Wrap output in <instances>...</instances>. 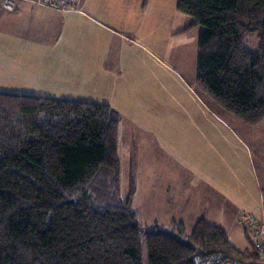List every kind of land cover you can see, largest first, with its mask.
Segmentation results:
<instances>
[{
    "label": "trees",
    "instance_id": "16d2710c",
    "mask_svg": "<svg viewBox=\"0 0 264 264\" xmlns=\"http://www.w3.org/2000/svg\"><path fill=\"white\" fill-rule=\"evenodd\" d=\"M201 26L196 88L249 126L264 121V0H178ZM256 36L258 49L246 47ZM122 117L108 104L0 92V264H143L136 183L121 194ZM148 264L223 255L264 264L200 218L147 228Z\"/></svg>",
    "mask_w": 264,
    "mask_h": 264
},
{
    "label": "rangeland",
    "instance_id": "374dc122",
    "mask_svg": "<svg viewBox=\"0 0 264 264\" xmlns=\"http://www.w3.org/2000/svg\"><path fill=\"white\" fill-rule=\"evenodd\" d=\"M81 1L84 6L79 7L87 14L103 25L126 32L130 41L126 45L127 55L129 50L137 53L133 61L127 56L116 86H106L103 79V87H88V92L76 99L111 105L122 117L121 194L124 198L128 196L134 172L140 192L134 210L140 213L143 264H148L147 228L156 225L168 228L176 222L183 223L191 234L200 218L222 228L239 250H252L253 238L239 224L246 209L234 198L247 192L258 200L259 186L264 199V121L257 126L246 125L197 90V46L204 28L198 26L185 34H170L172 16L176 27L193 22L177 10L178 0H153L147 13L141 15V23L130 32L129 19L115 22L107 17L106 12L115 11L114 3L107 7L108 11L107 0ZM142 1L147 4L149 0ZM2 5L0 0V8ZM24 23L26 31L19 28V21H11L8 14L0 15V54L16 52L15 59L28 57V61L37 58L30 52L38 46L32 43L28 46L27 42L38 43L48 38L40 39L37 29L32 28L33 21ZM88 26L84 25L85 31L70 40L87 41V47L88 42L89 48L93 47L92 43L104 36ZM70 42L63 40L62 46L68 50L82 49L81 44ZM258 46L256 36L247 38L249 51H256ZM10 63L17 64L14 60ZM12 84L17 82L0 77V92L7 93Z\"/></svg>",
    "mask_w": 264,
    "mask_h": 264
},
{
    "label": "crops",
    "instance_id": "0c3cea01",
    "mask_svg": "<svg viewBox=\"0 0 264 264\" xmlns=\"http://www.w3.org/2000/svg\"><path fill=\"white\" fill-rule=\"evenodd\" d=\"M152 1L149 0L147 4H144L142 0L135 2L125 0L112 2L107 0L106 10H108L107 7L111 3H114L115 11L108 10L110 14L106 12V15L108 18H113L115 22L118 19H129L132 22L131 27L129 26V32L130 30L134 31L135 26L137 27L138 23H141V21L139 22L141 15L147 13L146 11ZM81 4L83 5L81 0H72V10L67 12H57L27 3L17 4L14 12L6 11L1 6L0 15L6 13L11 21H19L20 29L23 27L24 21L26 23V20H31L34 22L32 28L37 29L40 39L48 38L47 41L38 40V43L27 42L28 46H31V43L35 47L38 46V49L35 48L33 49L34 51L30 52L31 56L32 54L37 56L36 59L31 58L32 60L29 61L27 60L28 57H25V60L15 59L16 52L10 55L0 54V77H7L14 80L15 83L17 82V84H12L10 89L6 90L7 93L88 102L87 100L76 99V97L79 94L85 95L88 92V87H103L104 85L101 82L103 79L106 80V86L108 87L117 85L120 78L119 71L122 66L127 64V56L133 61L137 53L129 50L130 54L127 55L126 45L130 41L125 31H116L107 25H103L98 19L83 11V7H79ZM173 18L175 16H172L171 20L169 31L171 35L185 34L183 31L192 25L188 22L184 26L176 27ZM137 20L138 22H136ZM84 25H89L88 27L93 28L97 33L98 31L103 33L104 37L93 42L91 45L93 47L89 48V42L87 47V41L77 40L74 42V40H70L71 36L85 31ZM26 28L27 26H24L22 31H26ZM15 31L17 32L18 30ZM63 40H67V43L71 41L70 44L73 42V45L81 44L82 49L77 51L68 50L64 47V44L62 46ZM12 60L17 64L10 63ZM97 77L99 78L96 81ZM43 84H45L44 88ZM76 86L78 88L75 90ZM135 183L136 194L133 201V209L137 200L140 199L139 185L136 179ZM262 193L263 191L258 186L256 193L258 200H253L247 192L236 195L234 199L241 201L246 212L259 216L264 213ZM134 211L139 218V211Z\"/></svg>",
    "mask_w": 264,
    "mask_h": 264
},
{
    "label": "built area",
    "instance_id": "2783aa9c",
    "mask_svg": "<svg viewBox=\"0 0 264 264\" xmlns=\"http://www.w3.org/2000/svg\"><path fill=\"white\" fill-rule=\"evenodd\" d=\"M72 0H3V8L6 11L14 12L17 4L27 3L33 6L50 9L57 12H67L72 10ZM245 231L253 238V250L258 257L264 261V213L256 216L246 212L239 220ZM194 264H241L226 259L223 255L215 254L208 257H200L194 261Z\"/></svg>",
    "mask_w": 264,
    "mask_h": 264
}]
</instances>
